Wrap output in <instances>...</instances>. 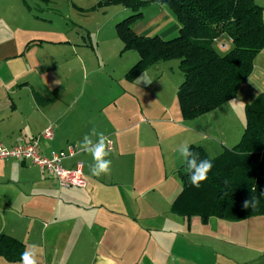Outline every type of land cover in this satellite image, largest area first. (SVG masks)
I'll list each match as a JSON object with an SVG mask.
<instances>
[{
  "label": "crops",
  "instance_id": "crops-1",
  "mask_svg": "<svg viewBox=\"0 0 264 264\" xmlns=\"http://www.w3.org/2000/svg\"><path fill=\"white\" fill-rule=\"evenodd\" d=\"M99 1L104 0H0V145L39 137L44 154L67 152L72 146L75 153L62 165L71 168L80 161L86 180L84 187H60L52 175L28 161L0 159V230L23 242L24 250L39 245L40 264H264V215L202 222L170 210L182 187L178 171L184 161L178 146L199 144L208 153L216 149L220 154L239 141L245 105L264 93V48L236 95L210 112L220 116L221 126L228 124L220 127L216 144L207 141L193 119L171 113V106L162 102L156 87L161 74L145 80L158 62L133 81L125 79L139 56L121 51L115 24L131 10L97 6ZM253 1L262 7L264 22V0ZM141 12L133 25L136 34L164 39L176 35L179 24L164 6L150 2ZM66 20L72 25H53ZM215 41L226 44L224 50L231 47L224 35ZM62 47L72 50L73 61L54 56ZM91 51L102 65L93 63ZM102 67L116 74L117 94L98 81L82 85L75 79V69L96 73ZM45 69L63 76L67 71L65 76L71 77L51 80ZM27 87L32 110L19 96ZM120 94L124 98L118 105ZM130 97L140 108L130 106ZM161 111L165 118L158 117ZM151 121L160 123V132L147 125ZM48 126L52 137H41ZM93 126L111 139L106 157L112 162L110 173L98 177L90 172L92 157L79 149ZM1 258L0 264H20Z\"/></svg>",
  "mask_w": 264,
  "mask_h": 264
},
{
  "label": "trees",
  "instance_id": "trees-1",
  "mask_svg": "<svg viewBox=\"0 0 264 264\" xmlns=\"http://www.w3.org/2000/svg\"><path fill=\"white\" fill-rule=\"evenodd\" d=\"M150 2L164 6L176 19L175 36L138 35L133 25ZM122 5L131 14L115 24L122 52L136 51L139 58L124 77L133 81L151 65L178 59L183 80L176 97L185 120L206 114L232 99L250 75L255 55L264 48L262 7L253 0H104L97 6ZM221 35L231 47L217 51L213 42ZM224 50V51H223ZM244 129L239 141L210 156L199 144L190 147L213 167L199 188L188 179L183 163L178 171L182 187L170 210L202 222L216 217L230 221L264 215V93L244 107ZM255 197V207L244 202ZM24 243L0 230V257L20 261Z\"/></svg>",
  "mask_w": 264,
  "mask_h": 264
},
{
  "label": "rangeland",
  "instance_id": "rangeland-1",
  "mask_svg": "<svg viewBox=\"0 0 264 264\" xmlns=\"http://www.w3.org/2000/svg\"><path fill=\"white\" fill-rule=\"evenodd\" d=\"M70 24H71V22L66 20L64 22L58 21V22L54 23L53 25L55 27H60L61 25H64L66 27L67 25L70 26ZM120 43H121V45H123L122 42H120ZM213 46L217 51H219V52L221 51V47L219 46L218 41H215L213 43ZM228 48H229V46H228ZM130 53L137 55V53L134 51L130 52ZM89 54L92 57L93 63L95 61H98V63L100 65H102L101 59L97 57L96 53L91 51V52H89ZM54 56H59V58H58L59 61L67 62V61H73L74 55H73L72 50L68 49L67 47H64L62 51H59V53H56V55H54ZM60 58H62V59H60ZM44 71L48 75L47 77L50 78L51 80H55L57 77L61 81L62 78L71 77L70 75L65 76V73L67 74V71H64L65 72L64 76L62 75V73H59V75H57L56 72L53 70L45 69ZM53 72H55L54 73L55 75L52 76ZM160 74H161V78L157 82L156 87L158 88L160 96L162 97V102L164 101L165 103H167L171 106L170 107L171 113L174 112L175 114H177V113L179 114L180 110H179V105H178V101H177V97H176V91H177L178 85L183 80V74L178 67V59H172V60H168V61L158 62L157 66L148 70V72L146 73V76H145V80H149V79L151 80L153 78H156ZM47 77H45V78H47ZM75 79H78L80 81V84H82V85H85L88 82H92V80L98 81V82H100L102 87L106 91L111 92V94H117L116 89H118V87H120L119 82H117L115 80L116 74L111 69H109V67H102L96 73H90L89 70L82 69V68L81 69L80 68L75 69ZM37 82L38 83H36L37 84L36 87L39 86L38 88H41L42 87L41 81H37ZM132 87L135 90L140 89V86H137V85H133ZM44 89L47 90V88H44ZM130 89H131V86H130ZM149 93H155L153 91V88H150ZM134 94H137V93H134ZM19 96H20L21 100L25 103V108L27 110H32L34 107V104H33L34 102L32 100L30 88L27 87V88L20 90ZM121 98H124L123 94H120L118 96V99L121 100V101L117 100L118 105H120L123 102V100ZM129 99H130L129 102L131 103L130 106L133 105L137 109L140 108L138 105V101L135 97H130ZM79 102H81V99L79 100ZM145 105H147V104L145 103ZM145 105H143L144 106V112H145V114H147V108L148 107L147 106L145 107ZM210 112L203 114L197 118H193L191 123H193L195 126H197L199 128V130H201V132H203L205 134L207 141H209V140L214 141V143L217 144V143H220V141H219L220 140V127L223 128L224 125L227 126L228 124L225 122V124L223 126H221L220 122L222 120L220 119V116L215 117V115L211 114ZM218 114H220V112H218ZM162 116H163V118L166 117V115H163V113L161 111V113L158 114V117H162ZM158 124H160V123L153 122V121L147 123V125H149V127L153 126V128L156 131L160 132L161 130H160ZM236 124L237 123L235 121V125ZM197 140L198 139H196L194 142H199ZM207 141L204 140L205 143H207ZM216 152H217L216 149L215 150H209L208 154L210 156H216L218 154ZM261 217L264 218V216H261ZM195 218H196V216H195ZM1 259H3V258H1Z\"/></svg>",
  "mask_w": 264,
  "mask_h": 264
},
{
  "label": "clouds",
  "instance_id": "clouds-1",
  "mask_svg": "<svg viewBox=\"0 0 264 264\" xmlns=\"http://www.w3.org/2000/svg\"><path fill=\"white\" fill-rule=\"evenodd\" d=\"M4 105L8 108L11 107L10 101L6 99L4 100ZM110 145L111 139L106 136L103 131H99L95 126H93L79 142L80 151L89 154L92 157L93 163L89 165V168L93 176L98 177L110 173L112 162L106 158L109 156ZM177 151L183 158L188 169V179L190 184L195 188H199L202 182L207 180L208 173L213 167L212 159H201L199 152L193 150L187 142H182L178 146ZM261 195H264V192H261ZM256 203V198L252 197L244 202V207L248 208L249 205L255 207ZM20 264H40L39 245L32 244L28 246L21 253Z\"/></svg>",
  "mask_w": 264,
  "mask_h": 264
},
{
  "label": "built area",
  "instance_id": "built-area-1",
  "mask_svg": "<svg viewBox=\"0 0 264 264\" xmlns=\"http://www.w3.org/2000/svg\"><path fill=\"white\" fill-rule=\"evenodd\" d=\"M220 47L224 49L226 44H220ZM40 136L51 138V127H46ZM38 139L39 137H34L29 142H20L10 147L0 145V159L14 158L28 161L52 175L60 187H84L86 180L83 176L82 163L77 161L71 168L62 165L64 159L75 153L74 148L69 146L67 152L51 151L44 154L39 150Z\"/></svg>",
  "mask_w": 264,
  "mask_h": 264
}]
</instances>
